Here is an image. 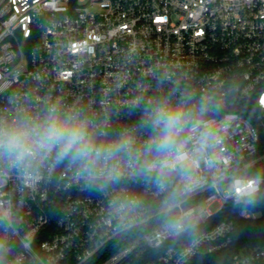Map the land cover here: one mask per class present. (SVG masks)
Returning <instances> with one entry per match:
<instances>
[{"label":"built area","instance_id":"1","mask_svg":"<svg viewBox=\"0 0 264 264\" xmlns=\"http://www.w3.org/2000/svg\"><path fill=\"white\" fill-rule=\"evenodd\" d=\"M161 100L183 104L213 134L199 187L167 210L168 193L138 174L155 165L142 151L103 188L101 171L87 176L55 150L21 166L0 159V264H193L212 255L264 264V245L231 251L232 213L262 216L264 174L254 172L264 170V0H0V120L40 121L55 104L80 112L97 143L132 132L140 149L155 134L146 113ZM182 135L191 147L199 132ZM117 193L140 207L117 216ZM172 224L183 227L173 233Z\"/></svg>","mask_w":264,"mask_h":264},{"label":"clouds","instance_id":"2","mask_svg":"<svg viewBox=\"0 0 264 264\" xmlns=\"http://www.w3.org/2000/svg\"><path fill=\"white\" fill-rule=\"evenodd\" d=\"M183 99L190 100L191 96ZM209 103L202 100L200 111L206 110ZM146 117L143 124L153 129L155 134L142 148L136 147L132 132L101 144L93 138L88 121L80 112L63 111L54 104L40 121L30 118L14 122L0 120V159L13 166H21L55 150L61 161L70 160L87 176L94 177L97 171H101L103 180L100 187L103 188L118 183L126 166L136 167L138 153L142 151L155 159V165L151 166V162L146 161L138 167V174L159 191L168 193L164 207L170 210L179 207L182 198L199 187L196 174L199 162L209 166L213 163L212 158L206 156L213 134L183 104L158 101L147 111ZM185 132H199L191 147L188 145L192 137L184 138L182 134ZM172 177L176 178L174 186L169 183ZM140 204L135 195L117 193L110 202V208L117 216L126 218ZM168 227L171 232L178 233L183 226L172 224Z\"/></svg>","mask_w":264,"mask_h":264},{"label":"trees","instance_id":"3","mask_svg":"<svg viewBox=\"0 0 264 264\" xmlns=\"http://www.w3.org/2000/svg\"><path fill=\"white\" fill-rule=\"evenodd\" d=\"M254 173L264 174V170H256ZM255 209L262 211V216L256 220H245L240 218L236 213H232L231 217L236 222V228L231 251L242 246L264 245V192L257 202ZM222 259V256L212 255L208 258H197L193 264H222L226 262Z\"/></svg>","mask_w":264,"mask_h":264},{"label":"rangeland","instance_id":"4","mask_svg":"<svg viewBox=\"0 0 264 264\" xmlns=\"http://www.w3.org/2000/svg\"><path fill=\"white\" fill-rule=\"evenodd\" d=\"M217 207V206H216ZM213 208H215V207H213Z\"/></svg>","mask_w":264,"mask_h":264}]
</instances>
